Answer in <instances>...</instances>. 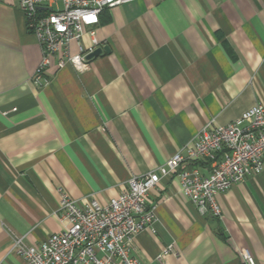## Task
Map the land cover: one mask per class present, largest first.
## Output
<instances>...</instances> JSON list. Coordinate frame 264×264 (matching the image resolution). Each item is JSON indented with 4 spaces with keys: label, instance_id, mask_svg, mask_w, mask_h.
I'll use <instances>...</instances> for the list:
<instances>
[{
    "label": "crops",
    "instance_id": "obj_1",
    "mask_svg": "<svg viewBox=\"0 0 264 264\" xmlns=\"http://www.w3.org/2000/svg\"><path fill=\"white\" fill-rule=\"evenodd\" d=\"M94 29L110 51L83 73L54 62L39 87L42 50L21 0H0V264H28L15 237L37 246L63 230L60 190L107 204L132 177L186 157L206 125L264 105V0H139L103 11ZM216 200L221 218L202 216L177 173L163 178L132 255L162 264L174 246L166 264H240L249 250L264 264V172Z\"/></svg>",
    "mask_w": 264,
    "mask_h": 264
},
{
    "label": "built area",
    "instance_id": "obj_2",
    "mask_svg": "<svg viewBox=\"0 0 264 264\" xmlns=\"http://www.w3.org/2000/svg\"><path fill=\"white\" fill-rule=\"evenodd\" d=\"M139 0H21L28 28L42 50V61L34 75L36 86L48 85L46 71L56 62L59 69L70 65L83 73L89 70L88 56L99 47L95 27L103 11ZM49 7L47 12L42 8ZM89 30L92 46L83 36ZM72 44L77 52H72ZM177 152L158 172L134 176L128 190L102 204L96 199L83 205L60 190L63 230L37 246L15 237L14 252L28 264H142L132 255L137 236L156 220L149 197L163 178L178 174L183 194L202 216L221 218L216 195L264 172V105L257 104L226 126L206 125L187 149ZM207 162V174L195 164ZM189 163L192 167L182 168ZM178 256L174 246L158 257ZM100 256H104L101 258ZM240 264H257L249 251L240 254Z\"/></svg>",
    "mask_w": 264,
    "mask_h": 264
},
{
    "label": "water",
    "instance_id": "obj_3",
    "mask_svg": "<svg viewBox=\"0 0 264 264\" xmlns=\"http://www.w3.org/2000/svg\"><path fill=\"white\" fill-rule=\"evenodd\" d=\"M109 48L106 46V47H103V48H98L95 50V52L93 54H91L90 56H88V59L89 60H92L94 59L95 57H97L98 55H100L101 53L103 52H109Z\"/></svg>",
    "mask_w": 264,
    "mask_h": 264
}]
</instances>
